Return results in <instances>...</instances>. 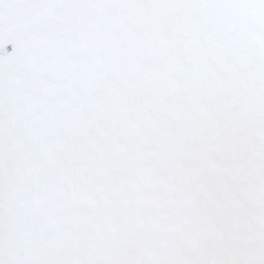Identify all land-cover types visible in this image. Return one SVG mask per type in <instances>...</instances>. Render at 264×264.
Wrapping results in <instances>:
<instances>
[{"label": "snow or ice", "instance_id": "obj_1", "mask_svg": "<svg viewBox=\"0 0 264 264\" xmlns=\"http://www.w3.org/2000/svg\"><path fill=\"white\" fill-rule=\"evenodd\" d=\"M0 264H264V0H0Z\"/></svg>", "mask_w": 264, "mask_h": 264}]
</instances>
